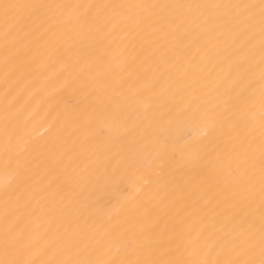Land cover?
Wrapping results in <instances>:
<instances>
[{
    "label": "bare ground",
    "instance_id": "bare-ground-1",
    "mask_svg": "<svg viewBox=\"0 0 264 264\" xmlns=\"http://www.w3.org/2000/svg\"><path fill=\"white\" fill-rule=\"evenodd\" d=\"M260 4L0 0V261L259 264Z\"/></svg>",
    "mask_w": 264,
    "mask_h": 264
},
{
    "label": "snow or ice",
    "instance_id": "snow-or-ice-1",
    "mask_svg": "<svg viewBox=\"0 0 264 264\" xmlns=\"http://www.w3.org/2000/svg\"><path fill=\"white\" fill-rule=\"evenodd\" d=\"M14 7L10 5H5V8ZM261 12L264 14V0H261ZM262 184H264V175H262ZM261 206L264 208V187L261 189ZM261 225H262V233H264V212L261 214ZM261 256L264 257V234L261 236ZM0 264H17L14 261H0ZM62 264H73V262H62ZM75 264H91V262H82L77 261ZM106 264H116V262H106ZM119 264H181L180 261L177 260H169V261H153V260H135V261H120ZM197 264H207V261L197 262ZM213 264H239L238 261L235 260H224V261H215ZM243 264H256L253 260L244 261ZM259 264H264V258L259 261Z\"/></svg>",
    "mask_w": 264,
    "mask_h": 264
}]
</instances>
